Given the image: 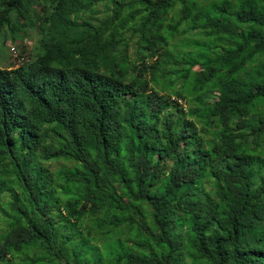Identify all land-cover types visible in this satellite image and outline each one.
Listing matches in <instances>:
<instances>
[{"label": "trees", "instance_id": "trees-1", "mask_svg": "<svg viewBox=\"0 0 264 264\" xmlns=\"http://www.w3.org/2000/svg\"><path fill=\"white\" fill-rule=\"evenodd\" d=\"M3 30L38 40L0 69V264H264V0H0Z\"/></svg>", "mask_w": 264, "mask_h": 264}, {"label": "rangeland", "instance_id": "rangeland-1", "mask_svg": "<svg viewBox=\"0 0 264 264\" xmlns=\"http://www.w3.org/2000/svg\"><path fill=\"white\" fill-rule=\"evenodd\" d=\"M38 40V34L35 31H27L23 40L19 39L17 42H11V39L7 32L4 30L0 32V67L8 68L15 66L17 61L19 63L32 54L36 42ZM15 46L17 48V55H14L11 51V47ZM11 56H14L12 59ZM16 56V57H15ZM20 56L23 58H20ZM182 106L185 107L184 103L181 102ZM51 169H55L57 164L50 163ZM1 203H4L2 201ZM4 227V217L0 214V230Z\"/></svg>", "mask_w": 264, "mask_h": 264}, {"label": "clouds", "instance_id": "clouds-1", "mask_svg": "<svg viewBox=\"0 0 264 264\" xmlns=\"http://www.w3.org/2000/svg\"><path fill=\"white\" fill-rule=\"evenodd\" d=\"M25 35H26V34H25ZM23 38H24V37H23ZM21 40H23V39H21ZM17 41H19V39H17L16 42H17ZM13 43H14V42H13ZM36 45H37V42H36ZM35 47H36V46H35ZM35 47H34V49H33V52H34V50H35ZM11 51L13 52L14 55H17V48H16L15 46L11 47ZM13 57H14V56H11L12 59H14ZM15 57H16V56H15ZM20 58H22V57L20 56ZM22 59H23V58H22ZM27 60H28V57H27V58H24V60H23L22 62L19 61V63H18V61H17V63H16L15 66H11V67H8V68H1V67H0V69H1V70H8V71H9V70H11V69H13V68H17L18 66H20L21 64H23V62H25V61H27Z\"/></svg>", "mask_w": 264, "mask_h": 264}]
</instances>
